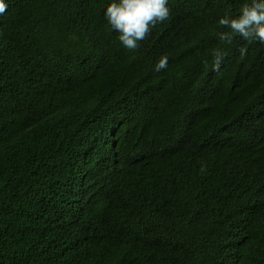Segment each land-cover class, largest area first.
Listing matches in <instances>:
<instances>
[{
	"label": "trees",
	"instance_id": "obj_1",
	"mask_svg": "<svg viewBox=\"0 0 264 264\" xmlns=\"http://www.w3.org/2000/svg\"><path fill=\"white\" fill-rule=\"evenodd\" d=\"M5 2L0 264H264V44L218 39L248 0H168L135 50L110 0Z\"/></svg>",
	"mask_w": 264,
	"mask_h": 264
},
{
	"label": "clouds",
	"instance_id": "obj_2",
	"mask_svg": "<svg viewBox=\"0 0 264 264\" xmlns=\"http://www.w3.org/2000/svg\"><path fill=\"white\" fill-rule=\"evenodd\" d=\"M7 8L5 0H0V13ZM170 13L168 0H110L104 16L117 33L121 44L129 50H135L139 41L149 34L151 28L165 21ZM220 26L228 31L218 33V39L231 43L235 35L245 40H255L264 44V0H248L236 16L228 13L218 19ZM225 53L217 48L213 51L215 65L219 67ZM168 57L162 56L155 65L160 71L167 67Z\"/></svg>",
	"mask_w": 264,
	"mask_h": 264
}]
</instances>
